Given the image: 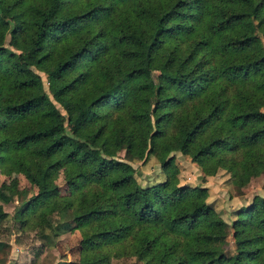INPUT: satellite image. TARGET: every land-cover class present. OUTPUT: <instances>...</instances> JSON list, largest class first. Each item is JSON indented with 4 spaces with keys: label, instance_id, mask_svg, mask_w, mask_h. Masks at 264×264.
I'll return each mask as SVG.
<instances>
[{
    "label": "trees",
    "instance_id": "1",
    "mask_svg": "<svg viewBox=\"0 0 264 264\" xmlns=\"http://www.w3.org/2000/svg\"><path fill=\"white\" fill-rule=\"evenodd\" d=\"M171 143L239 195L264 172V0H0V162L39 188L23 227L58 212L80 233L79 260L59 264H264V197L239 212L231 255L205 187L180 186L171 161L137 183L130 162ZM59 172L68 192L51 196ZM24 195L0 186V221Z\"/></svg>",
    "mask_w": 264,
    "mask_h": 264
},
{
    "label": "rangeland",
    "instance_id": "2",
    "mask_svg": "<svg viewBox=\"0 0 264 264\" xmlns=\"http://www.w3.org/2000/svg\"><path fill=\"white\" fill-rule=\"evenodd\" d=\"M11 36L5 37L6 45H10ZM13 48V46L11 47ZM14 49V48H13ZM18 52V50H16ZM42 79L44 90L49 93V79L41 70L35 69ZM158 72L152 71L151 77L156 80ZM50 95V93H49ZM57 105V104H56ZM61 113L64 111L57 105ZM155 154H147L142 160L130 162L134 168V178L139 185L147 187L163 182L166 173L162 164L171 161L174 165L180 186L195 187L201 185L207 189L206 201L216 211L217 215L226 222L223 246L228 254L235 253L234 223L244 206L250 205L255 196L264 197V172L253 177L237 193V187L232 183L229 173L219 169L212 174L203 173L192 162L190 156L185 155L180 145H160ZM117 160L126 161L124 151L117 153ZM127 162V161H126ZM17 180L20 190L25 191L22 197H15L14 201L4 205L7 214L0 221V264L11 261V247L25 249L30 256H37V264H59L62 261L79 260L80 233L74 230L72 222L61 213H54L47 222L34 228L23 227L15 219V209L21 201L39 193V188L30 184L17 170L10 171L0 162V186ZM51 196L65 195L68 192L63 172L47 178L42 187ZM44 235L46 238H43ZM24 251V250H23ZM23 253V252H22ZM21 253V254H22ZM20 258L16 254L15 259ZM15 261V260H13ZM16 262V261H15ZM11 263H13L11 261ZM111 264H144L135 257L123 255L111 259Z\"/></svg>",
    "mask_w": 264,
    "mask_h": 264
},
{
    "label": "crops",
    "instance_id": "3",
    "mask_svg": "<svg viewBox=\"0 0 264 264\" xmlns=\"http://www.w3.org/2000/svg\"><path fill=\"white\" fill-rule=\"evenodd\" d=\"M24 250V251H23ZM23 252V253H22ZM20 254V258H16V254ZM22 253V254H21ZM37 256H30L25 249H18L11 247V261H7L6 264H37ZM15 260V261H13Z\"/></svg>",
    "mask_w": 264,
    "mask_h": 264
}]
</instances>
